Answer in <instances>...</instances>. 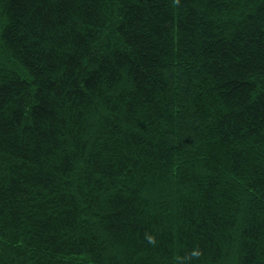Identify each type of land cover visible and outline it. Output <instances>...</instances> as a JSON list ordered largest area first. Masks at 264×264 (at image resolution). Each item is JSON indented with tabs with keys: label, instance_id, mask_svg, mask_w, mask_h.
<instances>
[{
	"label": "trees",
	"instance_id": "1",
	"mask_svg": "<svg viewBox=\"0 0 264 264\" xmlns=\"http://www.w3.org/2000/svg\"><path fill=\"white\" fill-rule=\"evenodd\" d=\"M0 264H264V0H0Z\"/></svg>",
	"mask_w": 264,
	"mask_h": 264
}]
</instances>
